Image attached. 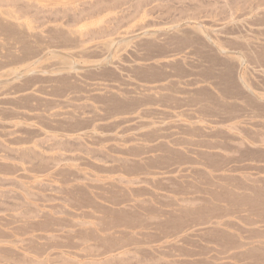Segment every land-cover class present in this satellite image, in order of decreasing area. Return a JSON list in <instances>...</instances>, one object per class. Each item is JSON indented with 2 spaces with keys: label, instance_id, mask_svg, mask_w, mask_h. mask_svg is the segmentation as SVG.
<instances>
[{
  "label": "rangeland",
  "instance_id": "rangeland-1",
  "mask_svg": "<svg viewBox=\"0 0 264 264\" xmlns=\"http://www.w3.org/2000/svg\"><path fill=\"white\" fill-rule=\"evenodd\" d=\"M0 21V264H264V0Z\"/></svg>",
  "mask_w": 264,
  "mask_h": 264
},
{
  "label": "bare ground",
  "instance_id": "bare-ground-1",
  "mask_svg": "<svg viewBox=\"0 0 264 264\" xmlns=\"http://www.w3.org/2000/svg\"><path fill=\"white\" fill-rule=\"evenodd\" d=\"M0 22H1V21H0ZM1 26H2V25L0 24V27H1ZM6 27H7V26H6ZM7 30H8V28H7ZM8 31L10 32V30H8ZM12 32H13V30L11 29L10 34H11ZM10 34H9V35H10ZM57 34H58V33H57ZM61 36H62V35H61ZM63 37H64V36H63ZM63 37H62V38H63ZM25 44H26V42L24 43V46L28 47L29 44H28V43H27L26 45H25ZM28 49H30V47H28ZM253 250H254V248H253ZM255 250H257V249H255ZM251 251H252V250H251ZM255 252H256V251H255ZM257 252H258V251H257ZM257 252H256L255 255H259V254H257ZM261 252H262V251H261ZM262 253H263V252H262ZM252 254H253V253H252ZM247 255H251V254H250V253H249V254L247 253ZM255 255H251V256H255ZM259 257H260V256H259ZM259 260H260V258H259ZM261 260H262V259H261ZM261 260H260V261H261ZM255 263H256V262H255Z\"/></svg>",
  "mask_w": 264,
  "mask_h": 264
},
{
  "label": "crops",
  "instance_id": "crops-1",
  "mask_svg": "<svg viewBox=\"0 0 264 264\" xmlns=\"http://www.w3.org/2000/svg\"><path fill=\"white\" fill-rule=\"evenodd\" d=\"M233 200H235V198Z\"/></svg>",
  "mask_w": 264,
  "mask_h": 264
}]
</instances>
